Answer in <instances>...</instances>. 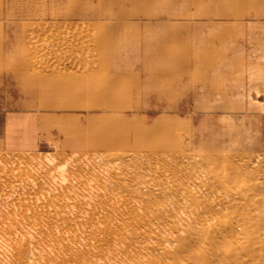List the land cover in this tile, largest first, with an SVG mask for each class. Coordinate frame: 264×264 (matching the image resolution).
<instances>
[{
	"label": "rangeland",
	"instance_id": "rangeland-1",
	"mask_svg": "<svg viewBox=\"0 0 264 264\" xmlns=\"http://www.w3.org/2000/svg\"><path fill=\"white\" fill-rule=\"evenodd\" d=\"M62 1L64 0H50L49 7L41 8L40 14L43 16L42 18H44L42 22L24 23V27H22L19 32L20 42L17 44L20 51L19 54L8 55V47H4L2 48L4 53L0 55V61L3 63H15L20 62V60H30L38 57L39 60H36V72L32 68L28 70L14 69L16 63L12 67L14 70H5L0 68V118L15 116L17 117V123L20 124H26L28 121L29 123L41 121L42 126H40L39 131L40 138L43 140V143L38 148L32 150L16 149L12 145L13 140L11 138V129L17 127L18 124H7V122L4 124L3 121V123L0 124V226H8L7 224H9V222L20 217L19 215L16 216L15 211L18 210L16 209V204L14 205L13 203L19 204L20 202L34 201L44 204V202H42L43 199L47 202V199H49L48 197L56 199L54 200L56 204L55 206L58 207H53L56 212H58L56 218L60 220L61 217H64V214L68 213V209L62 207L64 206V201L59 196L60 183L59 181L57 183L56 179L63 176L67 178L76 176V171H79L75 169V163L77 160L84 163L88 161L89 163L92 162V164L98 165H101L102 163L103 165V163L106 162L105 159L107 157L113 158L116 154H119L118 152L129 154L137 148H140L139 150L142 155H148L150 154L152 144L154 145L157 138H161V129L154 128L152 125H145L139 132H137V129L135 130L134 128L129 127V122L125 113L129 110L142 111L143 109H148L149 107L146 106L143 101L135 102L134 96H136L140 91L138 89H145L149 87L150 84L148 81L150 79H154L157 82L166 80L168 78L167 73L163 71L164 69L157 68L156 71L148 73L149 76L146 78L147 83L144 84L142 78L147 77V75H136L131 72H123L120 68L130 64L128 55L133 49V44H135V48H138V50L141 49L143 52V57L139 59L138 62L142 64L141 67H143L144 70H147L149 64L154 63V61L163 64L167 59L166 53L154 52L153 50L160 49L163 46L165 33L160 32L156 36V43H149L146 39L137 40V37H134L133 35L121 33L122 26L120 20L124 17H121L122 19H120L116 14V10L122 7L124 3L122 0H67L70 2L71 6L63 15H60L55 11H52L50 15L42 12V10L46 11L50 7L56 6ZM133 1L147 6L155 0ZM237 1L239 2V5H236L237 7L234 9L236 12L231 14L232 17L238 18L240 13L237 12V8L245 7L253 8L256 12V17L258 18H261V16L264 15V7H262V4H264L262 2H264V0ZM171 2L172 0H164L162 1V4H153L147 8V11L154 15L162 9V6L167 7ZM209 2L210 0H202L201 2L198 0L181 1L180 4L175 5L172 10L177 17V19L174 20L176 22L172 23H177V21H179L181 24L187 23L190 26L189 30H187L188 28L183 30L185 37L180 41V43H184L185 46L189 48L188 55L191 58L199 55L201 47L207 49L210 57H216L221 51H224V49L233 44H242L244 41L242 39L245 33L241 29H237L239 33L232 32L231 35H227L226 37L220 39L219 34L224 32V26H235L241 21H237L235 19H217L216 23L218 25H224L211 28L210 30H205L204 33L206 38H210L214 42H212L211 45H201V43H199L198 37L195 36V24L208 20L206 17L210 15L209 13L211 10L209 9ZM213 5L216 8L223 7L217 10L219 14H223L225 11L224 6H226L227 3L226 1L219 0ZM142 10L143 9L140 6L129 5L125 9H122L119 14H132V23H139V21H147L148 18L145 15L142 16ZM45 16L52 19L46 20ZM222 16L225 17V15ZM103 18L108 19L106 23L107 26L99 27L98 21ZM162 21L163 20L157 21L156 24H160ZM256 22L257 21H254L253 24H256ZM57 23H60V29L57 28L59 27ZM81 23L82 25H80ZM262 23H264V19L262 20ZM76 25L78 26L76 27ZM76 28H79L78 31L80 34ZM71 31L76 34H72ZM81 31L85 34H82ZM91 31L95 32L92 33ZM66 34L71 36L69 37ZM98 34L103 35L101 47L98 49L90 46L92 48L91 49L90 47H87L86 44L84 45L81 42L82 37L80 36L85 35L86 37L91 36L92 38L95 35L98 36ZM246 34L248 36L247 32ZM172 35L174 37L177 36L175 33H172ZM86 37L84 38L86 39ZM65 38L69 39L66 40ZM258 38L263 39L264 32L259 33ZM59 39L62 40L60 41ZM80 46L83 47L80 49ZM138 50L135 49V53H137ZM150 53H152V55H150ZM72 58L74 59L72 60ZM75 58L77 59L75 60ZM44 62L45 64H43ZM251 63H248V65L250 66ZM45 65L48 70H46L47 68ZM39 67L41 68L39 69ZM74 67L77 68L75 69ZM232 70H234V67ZM188 71V76H190V78L186 80V84L192 85L195 81V76L199 74L200 68L191 67ZM16 73H19L25 79H22L19 75L17 76ZM251 73H253V76L259 75L257 72ZM240 76V74H237V78L235 80L231 78H228L227 80L219 79L218 85L223 89L231 87H234V89H241L243 86V80ZM33 81L34 84H32ZM123 84H128L129 87H123L121 89ZM59 88L61 89L58 91ZM234 89H229L227 92L231 95H236ZM147 90L149 89L144 91L146 92ZM201 90L203 96H209L212 93V88L209 89L208 87H202ZM34 91L35 99L31 96L28 97V94ZM227 92L226 94H228ZM223 93L224 92L218 93L221 94L219 95V101H211L209 99L207 103L201 101L194 104L195 106H192V97L187 95V97H181L178 102L169 104L161 102L157 106L152 107L154 109H151L164 114L167 112H175L179 115L183 112L196 110L198 107L200 108L205 106L209 109L208 111L198 110L194 113L193 119L187 117L188 115L179 118V124L186 126H178L171 122V124H169L170 127H167L169 129L177 130L176 137L178 141L181 145L188 149V152L190 151L192 154L199 153L205 157H213L215 154L219 153L239 152L240 154L241 152L240 155L242 156H248L249 153H251V156H263L264 86L261 91L250 89L247 94L240 97V102H237L233 97L231 98L225 96ZM155 94L158 99L162 97L161 92H157ZM51 95L55 97L51 102H49V97ZM237 99L239 100V98ZM83 100L85 101L83 102ZM59 106L82 108L89 114L94 113V115L86 116L89 123L88 130L93 132V139L95 140L91 146H89V142H86V139H84L83 142H77L79 141L78 139L82 138L77 139L70 134L71 132L65 130H75V132L78 133L77 135L81 137L86 134L85 129H80L76 125L80 121L77 119L76 114L82 111L71 108L52 110L59 108ZM137 120L139 121V118ZM97 121H99L97 124L90 125L91 123H95ZM138 121L136 123H138ZM47 122H51L56 125V128L53 127L54 125H52V127L45 125ZM155 122L161 123V121L158 120ZM3 124L5 126H3ZM104 129H106V131ZM3 131L4 135L1 136ZM81 132L83 134H81ZM145 133H151V137H146V139L142 138L141 135ZM106 139L112 140L107 144L105 141ZM72 142L75 144H72ZM64 164L65 166L63 167ZM44 167L45 169L43 170ZM81 174L84 179H87L88 174L80 172V175ZM42 175H45L46 177ZM83 177L81 178V181ZM34 180L36 182L32 184ZM54 189H57L58 192ZM54 195H57L58 197H54ZM44 196L46 197L43 198ZM59 207L62 211H64H60ZM62 208H65L66 210ZM75 209L76 208L69 209V211L72 210L74 212H70L73 213L72 215L78 214L80 210H83V207H80V209L77 207L79 211ZM5 211L8 212L6 213ZM60 215L61 217H59ZM1 235L3 236L2 233ZM21 246L25 247L26 251H20L22 255L17 256L16 253L18 252H16V249H18V246L12 247V245L3 243V241L0 240V264H55L53 257L63 254L59 251L49 252L48 248L43 247V245L38 246V248H34L25 240L22 241ZM18 258L20 259L18 260ZM56 264H60V262H57Z\"/></svg>",
	"mask_w": 264,
	"mask_h": 264
},
{
	"label": "bare ground",
	"instance_id": "bare-ground-1",
	"mask_svg": "<svg viewBox=\"0 0 264 264\" xmlns=\"http://www.w3.org/2000/svg\"><path fill=\"white\" fill-rule=\"evenodd\" d=\"M80 37L87 47H101L102 34ZM37 59L20 60L14 69L36 72ZM169 124L152 125L161 129V138L148 155L137 148L107 157L111 162L103 165L77 160L76 176L56 179L62 207L68 209L59 216L61 221L56 218V199L13 203L20 217L0 226V240L18 246L17 256L26 251L21 246L24 240L34 248L43 245L49 252L63 253L53 257L55 264H264V155L192 154L178 141L177 130L167 128ZM141 137L150 138L151 133ZM80 172L88 174L87 179ZM71 208L78 214L72 215Z\"/></svg>",
	"mask_w": 264,
	"mask_h": 264
},
{
	"label": "crops",
	"instance_id": "crops-1",
	"mask_svg": "<svg viewBox=\"0 0 264 264\" xmlns=\"http://www.w3.org/2000/svg\"><path fill=\"white\" fill-rule=\"evenodd\" d=\"M123 5L120 9L116 10L117 16H119L121 22V33L123 34H129L133 35L134 37H137V40H145L149 43H156L157 42V35L161 33H165V37L163 40V46L160 49H154V52H160V53H166L167 59L165 62L157 63L154 61V63L149 64L148 69L144 70L141 63L138 62L139 59L143 57L142 50H138V48H135V44H133V49L131 52H129V59L130 64L127 66L121 67L120 69L123 72H131L132 74H144L147 75V77H141L144 84L147 83L148 73L151 71H156L157 68L164 69L168 75V78L162 82H157L154 79H150L148 83L150 84L148 88H142L138 89L140 90L136 96H134V101L139 102L143 101L146 106L149 108L143 109L142 111H133L129 110L125 113L126 118L129 122V127L137 129V132L141 131L142 127L145 125H153L156 120L161 121V124L165 123H174L178 126H186L183 124H179L178 120L179 118L183 116L190 117L191 119L194 118V113H196L198 110H209L207 107H198L196 110H192L191 112H183L177 114V113H162V112H156L152 109V107L157 106L159 103H174L180 101L181 97H192V106L194 104H197L199 102L207 103L210 99L211 101L220 100L221 94H218L219 92H224L225 96L233 97L237 102H240V97L244 94H247L250 89L260 90L264 86V38L260 39L258 38V34L261 32H264V23H262V20L264 19V15L261 16V18L256 17L255 10L251 7H245V8H237V12L240 13V16L238 18H234L231 16L232 13L236 12L234 9L237 7L236 5H239L237 0H220V1H226L227 5L224 6L225 11L223 14L218 13L219 7L216 8L213 4L218 2L219 0H210L208 3L210 10V15L206 17L208 20H204L201 22H198L195 24L196 32L195 36L198 37L199 43L201 45H211L213 40L210 38H206L204 36L205 30H210L211 28L217 27V26H223L218 25L216 23V20H229V19H235L237 21H241L237 25H226L224 26V32L219 34V38L222 39L226 37L227 35H231L232 32L239 33L237 29H241L244 31L242 44H233L230 47L224 49V51H221L218 56L216 57H210V54L207 52L206 48L201 47V51L199 52V55L191 58L189 53V48L185 46L184 43H180L181 40L184 39V29L189 30L190 26L187 23H172L176 22L174 20L177 19L175 14L173 13V8L175 5L180 4L181 1L186 0H172V2L167 6H162L156 14L152 15L149 11H147V8H149L151 5L160 3L162 4V1L164 0H155L150 5L144 6L139 3L134 2L133 0H122ZM190 1V0H187ZM195 1V0H192ZM201 2L202 0H198ZM50 0H0V55L3 54L4 50L2 48L8 47V55L12 54H19V49L17 44L20 42V29L24 27V23H30V22H42L44 18L40 14L42 7H49ZM264 3V2H262ZM129 5H135L140 6L142 10V16H147V21H139V23H132V14L129 13H123L119 14L122 9H125ZM71 4L67 0L62 1L61 3L57 4L56 6L50 7L48 10L42 12H45L46 14L50 15L52 11H55L59 13L60 15H63L68 8H70ZM262 7H264V4H262ZM145 8V9H144ZM215 10V11H213ZM47 15V16H48ZM222 15H225L223 17ZM46 17V20H50L51 18ZM122 17V18H121ZM255 19V20H253ZM107 18H103L102 20L98 21L99 27H106L107 26ZM162 21L160 24H156L157 21ZM74 21V20H73ZM254 21H257L256 24H253ZM144 23V24H143ZM151 23V24H150ZM8 24V25H6ZM144 26V27H143ZM155 27V28H154ZM198 29V31H197ZM222 29V28H221ZM164 31V32H163ZM248 33V36L246 34ZM172 33L177 34L176 37L172 35ZM190 34V33H188ZM241 43V42H240ZM184 47H182V46ZM135 49L138 50L137 53H135ZM199 51V48H198ZM153 52V54H154ZM21 54V53H20ZM152 55V53H150ZM20 56V55H19ZM18 59V58H17ZM16 59V60H17ZM253 62V63H251ZM16 63V62H15ZM14 62L11 63H3L0 61V68L5 70H14L12 67L15 64ZM248 63H251L250 66ZM196 67L200 68L199 74L195 76V81L193 84H186V80L190 78L188 76V70ZM234 67V70H232ZM227 71V72H225ZM221 72V73H220ZM251 72H257L259 73L258 76H253ZM237 74H240V78L243 80L242 82V88L241 89H234V87L231 88H225L223 89L221 86L218 85V80L223 79L227 80L228 78L236 79ZM16 75L22 77L19 73H16ZM236 76V77H235ZM22 79H25L22 77ZM27 79V78H26ZM29 83V82H28ZM34 84V81L33 83ZM207 85V86H206ZM34 86V85H33ZM32 86V87H33ZM129 87L128 84H123L121 86L122 88ZM202 87H208L209 89L212 88V93L209 96H203L202 93ZM120 89V90H121ZM147 90L146 92L144 90ZM229 89H234L236 95H231L227 91ZM143 92H142V91ZM218 91V93H217ZM142 92V93H141ZM157 92L162 93V97L158 99L156 97ZM226 92L228 94H226ZM40 93V92H39ZM33 94V95H32ZM31 96L32 98L35 97V91L28 94V97ZM55 96L51 95L50 101L53 100ZM52 98V99H51ZM239 98V100L237 99ZM35 99V98H34ZM218 100V101H219ZM85 100H83L84 102ZM195 106V105H194ZM63 108H71V107H62L59 106L57 109L52 110H61ZM152 108V109H151ZM194 108V107H193ZM74 110H81L82 112H79L77 115V119L80 120L76 125L80 129H85L86 134L82 137L77 135L78 133L75 132V130H69L65 129L69 132L72 136L75 138H82L78 139L77 142H83L84 139H86V142L91 146L94 143L93 139V132H90L88 130V119L86 118L87 115H94V113H87L82 108H71ZM98 114V113H96ZM121 116V115H120ZM1 117V116H0ZM35 118V117H34ZM139 118V121L137 120ZM7 120V121H6ZM7 122V124H18L17 127L12 128V145L14 148L19 150H32L35 148H38L42 143L43 140L40 138V126H42L41 121L35 122H26V124H20L17 123V117L15 116H8L0 118V124L3 122ZM138 121V123H136ZM99 121L95 123H91L90 125L97 124ZM3 124V126H5ZM192 124V123H191ZM20 125V126H19ZM45 125H49V127H52L51 122H47ZM58 125V124H57ZM128 125V124H127ZM190 125V124H188ZM53 127L56 128V125ZM81 134H83L81 132ZM4 135V131L2 132L1 136ZM75 140V139H74ZM73 140V141H74ZM76 141V140H75ZM72 144H75L72 142Z\"/></svg>",
	"mask_w": 264,
	"mask_h": 264
}]
</instances>
